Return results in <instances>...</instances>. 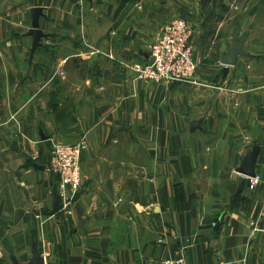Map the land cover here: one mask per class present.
I'll return each mask as SVG.
<instances>
[{
  "label": "crops",
  "instance_id": "1",
  "mask_svg": "<svg viewBox=\"0 0 264 264\" xmlns=\"http://www.w3.org/2000/svg\"><path fill=\"white\" fill-rule=\"evenodd\" d=\"M178 16L196 82L138 81ZM84 137L82 187L52 214V144ZM256 145L252 189L239 168ZM183 248L189 264H264V0H0V264H164Z\"/></svg>",
  "mask_w": 264,
  "mask_h": 264
},
{
  "label": "built area",
  "instance_id": "2",
  "mask_svg": "<svg viewBox=\"0 0 264 264\" xmlns=\"http://www.w3.org/2000/svg\"><path fill=\"white\" fill-rule=\"evenodd\" d=\"M193 30L184 16L170 20L159 39L150 47V57L132 65L136 79L145 83L167 84L196 82L199 61L194 56ZM88 147L87 137L74 144L55 141L51 149V170L58 177V193L63 207H69L83 184L81 157ZM260 177H251L250 186L256 189ZM164 264H189L185 249L179 256Z\"/></svg>",
  "mask_w": 264,
  "mask_h": 264
},
{
  "label": "water",
  "instance_id": "3",
  "mask_svg": "<svg viewBox=\"0 0 264 264\" xmlns=\"http://www.w3.org/2000/svg\"><path fill=\"white\" fill-rule=\"evenodd\" d=\"M33 13V22H32V29L29 32V35L33 37V45L31 49V54H30V60L32 61L34 58V55L36 53V50L38 49L39 46L42 45V39L46 37L45 33L41 30L40 28V18L43 15V10L42 8H34L32 10ZM243 44L244 40L243 38L241 39L240 45L235 48L224 60V64L226 65H234L236 59L244 55L243 51ZM201 121L198 122H193L191 124V130L195 131L197 128L200 127ZM126 128H128L129 124L128 121L125 122ZM261 151V147L259 145H256L253 150L244 158L242 166L239 168V172L242 174H245L249 177H255L256 172H255V167L257 163V157ZM62 208V205L60 204V200L58 197V191L57 187L54 188L53 192V212L52 214L57 213L60 209ZM43 262V259H41L39 256L35 255L34 262Z\"/></svg>",
  "mask_w": 264,
  "mask_h": 264
}]
</instances>
